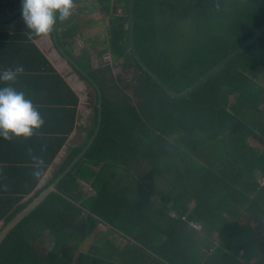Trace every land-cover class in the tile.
<instances>
[{
	"label": "trees",
	"instance_id": "16d2710c",
	"mask_svg": "<svg viewBox=\"0 0 264 264\" xmlns=\"http://www.w3.org/2000/svg\"><path fill=\"white\" fill-rule=\"evenodd\" d=\"M78 1L73 0L74 6ZM86 3L91 5L88 9L98 7L108 16L106 38L100 44L114 60L123 59L121 71L114 73L108 63L93 67L85 56L73 54L61 29L64 24L68 33L73 31V15L57 22L60 43L102 90L101 128L58 185L67 197L53 192L25 217L1 244L0 264H264V84L258 82L264 79V32L187 96L173 98L130 49V0ZM186 18L194 22L193 40L183 53L175 46L174 29ZM262 25L264 0H135V47L177 93ZM0 56L9 62L0 64V71L23 65L12 83L17 90L55 92L53 106L38 109L48 118L47 126L27 139L6 141L19 155L11 151L6 160L0 157L4 228L88 143L96 128L98 95L71 62L95 91L93 126L53 178L37 190L73 132L78 97L27 31L0 30ZM4 149L0 141V151ZM136 156L149 163V170L133 176L134 185L120 188L116 170L107 169L128 164L125 158L132 166L138 162ZM37 170L42 171L39 178L34 175ZM164 180L169 188L162 185ZM80 181L90 183L94 193L82 191ZM192 223L199 224L198 229ZM100 225L107 227L109 237L104 247L93 244L83 252L82 243ZM116 237L126 242L124 246L113 243Z\"/></svg>",
	"mask_w": 264,
	"mask_h": 264
},
{
	"label": "crops",
	"instance_id": "0c3cea01",
	"mask_svg": "<svg viewBox=\"0 0 264 264\" xmlns=\"http://www.w3.org/2000/svg\"><path fill=\"white\" fill-rule=\"evenodd\" d=\"M20 0H0V15L7 14L8 12L12 11L13 9L20 7ZM89 5L86 3L85 0H80L76 2L74 8H73V17L71 21L76 24L75 27H73V31L71 33H68L67 27L62 24V31L64 39H67L68 42L67 45L73 50L74 42H76L79 39L73 38L72 35L80 34L81 31H79L80 26L78 24L81 16V12L85 10L86 11H94L95 9L91 8L88 9ZM8 21V20H7ZM0 22V30H6L10 32H21V31H27L26 26L23 22V19L21 17V13L16 15L15 18L8 22ZM68 23V22H67ZM81 30V29H80ZM75 37V36H74ZM83 37V36H82ZM31 39L43 50V52L47 55V57L51 60V62L54 64V66L57 68V70L61 73L65 81L70 85V87L73 89L74 93L78 97V106H77V113L75 117V125L73 132L69 135L68 141L58 154L57 158L55 159L54 163L49 167L46 175L42 179L41 183L39 184L37 190L44 185H46L54 176L56 170L62 165V162L65 161V159L70 155L71 149L74 146L80 145L88 136V132L93 126V120H94V104H95V92L93 91L92 87H90L89 83L84 81L73 69L72 64L66 59V57L59 51L54 36L51 33L47 35L42 36H31ZM88 41L91 40V38L87 39ZM110 53V52H109ZM82 54H78V56H81ZM108 55V54H107ZM5 56H0V64L6 65L9 62L8 61H2V59ZM88 59V57L85 56V60ZM88 61V60H87ZM89 62V61H88ZM7 67H2L1 71L6 69ZM259 82V81H258ZM259 84H262L259 82ZM264 84V83H263ZM49 91V90H48ZM45 91L44 94L37 92V90L29 88V91H27L25 94L28 98H30L37 109L39 107H44L45 109L48 108V106L52 107V100H54V93L55 92H48ZM94 92V93H93ZM44 102H40V101ZM40 103V104H37ZM264 106L261 105L260 108L262 109ZM44 124L40 128H44L47 126V123H49L48 118H43ZM39 128V129H40ZM17 141L16 138H13ZM0 141L5 146L4 150L0 151V157L2 159H5L10 156L9 154L12 152H15L18 154L19 150L17 149H10L9 146L6 143V139L0 138ZM16 146L17 143H16ZM8 148V149H7ZM12 151V152H11ZM9 152V154H8ZM17 155H11V156H17ZM2 164H6V162H2ZM89 185L90 183L85 181H80V187L83 184ZM85 187V186H84ZM90 188L92 189L93 193L94 190L90 185ZM83 190V186L82 189ZM32 195L28 196L26 199L30 198ZM4 221L0 222V232L3 230Z\"/></svg>",
	"mask_w": 264,
	"mask_h": 264
},
{
	"label": "clouds",
	"instance_id": "9594fccd",
	"mask_svg": "<svg viewBox=\"0 0 264 264\" xmlns=\"http://www.w3.org/2000/svg\"><path fill=\"white\" fill-rule=\"evenodd\" d=\"M20 4L29 36L51 33L58 21H65L72 15L74 7L73 0H20ZM23 71V65L0 71V137L6 140L27 139L44 124L33 101L12 86ZM34 175L39 178L42 171L37 170Z\"/></svg>",
	"mask_w": 264,
	"mask_h": 264
},
{
	"label": "rangeland",
	"instance_id": "374dc122",
	"mask_svg": "<svg viewBox=\"0 0 264 264\" xmlns=\"http://www.w3.org/2000/svg\"><path fill=\"white\" fill-rule=\"evenodd\" d=\"M85 1L88 2L89 0H85ZM92 8L95 10L91 12L90 11L85 12L84 10L81 12L80 20L78 22L80 29H81V30L79 29V31H81V37H79L78 38L79 40H77L76 42L73 43V45H71L74 47L73 54L75 55L82 54L83 56H87L89 63L93 67H97V66L99 67L103 65L105 66L106 63H108L109 65L113 66L114 73L120 72L121 63L123 59L119 58L118 60L116 59L114 60V57L112 56V54L109 53V49L105 50L104 46H101L100 44V39L106 38V31H107L106 28L108 27V16L102 10H99L98 7L96 8L92 7ZM97 8H98V11H97ZM118 8L122 9V5L119 6ZM98 15L100 16L98 17ZM187 19L188 18L180 20L177 23V28L174 29L175 46L176 47L180 46L183 53L186 51V47L190 46V43L193 40L192 38H190V33L193 30L194 22H191L190 20H187ZM88 38H91V40L88 41L87 40ZM67 48L71 50L70 47H67ZM132 72L133 71H131L128 77L129 79L134 75ZM259 82L264 83V79H260ZM128 94L132 96L131 92H128ZM135 103L136 101H134V104ZM140 154L143 157H146L145 151H142ZM134 160H138V162H136L132 166L129 165L130 161L128 160V158H125L123 159V162H126L128 164L126 165L123 164L122 166L116 165V167L114 166V168L110 167L107 169V170H114V171L116 170L115 175L121 178L119 182L120 188H123L129 183L134 185L135 183L132 180L133 176L136 178L140 174H144L146 171L149 170V163L146 160L138 159L137 156ZM162 185L166 188L170 187V185H168L165 180L162 182ZM82 186H83L82 191L86 192L87 194L93 193L92 189L90 188V184L87 185L83 183L80 189H82ZM132 195L134 196L133 192H132ZM191 225L193 227H196L197 229L199 227L198 225H195L193 223ZM105 232H107V227L100 225L98 230L92 236H90L85 242L82 243L81 249L83 250V252H89L93 244L98 246L99 248H103L105 245V242L109 238L108 236L105 235ZM121 240H122L121 238L116 237L113 243H117V244H120L121 246H124L126 242L121 241ZM49 243L50 241H47V244ZM37 247H39L42 251L46 250V247L44 245L37 244ZM96 252L99 253V249L96 250Z\"/></svg>",
	"mask_w": 264,
	"mask_h": 264
},
{
	"label": "water",
	"instance_id": "95a60500",
	"mask_svg": "<svg viewBox=\"0 0 264 264\" xmlns=\"http://www.w3.org/2000/svg\"><path fill=\"white\" fill-rule=\"evenodd\" d=\"M134 10H135V0H130L129 5V17H128V36H129V45L130 49L132 50L134 56L138 60V62L141 64L142 68L148 72L163 88L164 90L173 98H183L187 96L190 92H192L194 89L199 87L202 83H204L210 76H212L214 73H216L219 69H221L224 65H226L231 59H233L235 56L239 54L245 47H247L255 38H257L261 33L264 32V25H262L257 31H255L250 37H248L240 46H238L236 49H234L230 55H228L225 59H223L220 63H218L216 66H214L209 72H207L204 76H202L198 81H196L193 85L185 89L183 92L177 93L174 92L172 89H170L165 82L155 73L153 72L144 62V60L141 58L140 54L138 53L135 43H134ZM21 13V6L13 9L12 11L8 12L7 14L0 15V22L10 20L11 18L15 17L16 15ZM52 34L55 39V43L59 49V51L66 57V59L71 63L75 65V67L82 71L84 76L88 79V81L93 84L97 91L98 95V104H97V123L95 131L92 135V137L89 139L88 143L85 145V147L82 149V151L73 159V162L66 168V170L58 176V178L48 187L46 188L38 197H36L32 203H30L22 212H20L8 225H6L3 230L0 232V247L5 238L8 236V234L32 211H34L41 203L45 201V199L53 192H60L58 185L59 183L66 177L73 169V167L83 158L87 150L90 148L94 140L96 139L102 123V104H103V93L99 86V84L86 72V70L75 60L73 59L72 55L69 54L65 48L62 46V44L59 41L58 37V31L57 26L55 25ZM62 195L66 196L65 194L61 193ZM75 204L78 206H81L80 203L74 201L71 199ZM85 211H88L86 208L83 207ZM96 218L101 220L104 224H107L108 226H111L108 222L97 216L96 214H93ZM132 239V238H130Z\"/></svg>",
	"mask_w": 264,
	"mask_h": 264
}]
</instances>
